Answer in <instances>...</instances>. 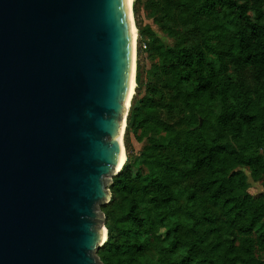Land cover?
I'll use <instances>...</instances> for the list:
<instances>
[{
  "label": "trees",
  "instance_id": "1",
  "mask_svg": "<svg viewBox=\"0 0 264 264\" xmlns=\"http://www.w3.org/2000/svg\"><path fill=\"white\" fill-rule=\"evenodd\" d=\"M165 3L153 15L172 44L140 25L153 60L146 72L140 44L127 160L113 178V224L98 257L264 264V193L249 191L242 169L264 183V0ZM131 131L146 141L137 157Z\"/></svg>",
  "mask_w": 264,
  "mask_h": 264
},
{
  "label": "water",
  "instance_id": "2",
  "mask_svg": "<svg viewBox=\"0 0 264 264\" xmlns=\"http://www.w3.org/2000/svg\"><path fill=\"white\" fill-rule=\"evenodd\" d=\"M130 13L128 0H0V264H103L100 205L136 84Z\"/></svg>",
  "mask_w": 264,
  "mask_h": 264
},
{
  "label": "rangeland",
  "instance_id": "3",
  "mask_svg": "<svg viewBox=\"0 0 264 264\" xmlns=\"http://www.w3.org/2000/svg\"><path fill=\"white\" fill-rule=\"evenodd\" d=\"M164 4H166L165 0H131L133 24H134L135 29H136V38H135V46H134L135 65L137 64V53H138V50L140 48V44H143L141 42L142 41L141 31H143L142 29L149 26L152 30H154L156 32V34L165 43L172 44V39L170 37H168L166 34H164L163 32H161L157 23L155 22L156 17L153 15V12L155 10L158 11L160 8H162V6H164ZM134 6H136L138 8L139 16L134 15V11H133ZM138 25H139V27H138ZM140 25H141L142 29L140 28ZM142 49H143V51H142V55H141V64H142L144 70L147 72V70H149L151 68V62H152L153 58H152V54L148 51V49L146 47L142 46ZM145 76L147 78V74ZM135 78H136V76H135ZM136 87H137V83L135 84L134 92H133L131 100L129 102V108L128 109H130V107H131L133 97L135 96V93H136ZM145 90H146V87H144L143 93H145ZM128 113H129V110H128ZM127 116H128V114H127ZM169 120L171 122L177 121V115L171 116L169 118ZM127 125L128 124H127V119H126V122L124 123V127H123V129H124L123 143L125 141L126 133H128ZM130 138L132 140L133 147H134V156L137 157L140 155L141 149H142V147L146 141L145 140H143V141L137 140L136 135L132 131L130 132ZM124 147H125V145H124ZM126 160H127V157L124 161V164H125ZM124 164H123V166H124ZM135 169H136V167L134 166V170ZM242 169L248 175V179L250 182L249 191L253 195H258V194L264 193L263 181L254 180L253 177L251 176V172L249 171L248 168H242ZM113 178L114 177H112V180H113ZM108 188L111 192V196H113L111 186L109 185ZM111 199H112V197H111ZM111 199L109 201H107L106 203L100 205V210L105 214L104 225L107 228V234H108V225L113 224L112 217L108 213V206L110 205Z\"/></svg>",
  "mask_w": 264,
  "mask_h": 264
},
{
  "label": "bare ground",
  "instance_id": "4",
  "mask_svg": "<svg viewBox=\"0 0 264 264\" xmlns=\"http://www.w3.org/2000/svg\"><path fill=\"white\" fill-rule=\"evenodd\" d=\"M128 3L131 4V0H128ZM130 17H131V13H130ZM131 34H132V46H133V50H134L135 38H136V29H135V26L133 24V18L132 17H131ZM134 87H135V83H134V73L132 72L131 77H130V80H129L128 88H127L126 98H125L126 108L128 107L129 102H130V99H131L132 94L134 92ZM123 161H124V157H123V154H122V156L120 158V163H119L118 169H120Z\"/></svg>",
  "mask_w": 264,
  "mask_h": 264
},
{
  "label": "built area",
  "instance_id": "5",
  "mask_svg": "<svg viewBox=\"0 0 264 264\" xmlns=\"http://www.w3.org/2000/svg\"><path fill=\"white\" fill-rule=\"evenodd\" d=\"M143 47H146V45H145V44H143Z\"/></svg>",
  "mask_w": 264,
  "mask_h": 264
}]
</instances>
